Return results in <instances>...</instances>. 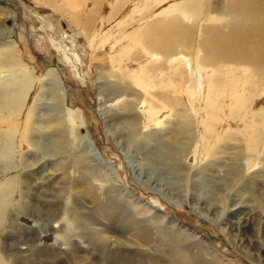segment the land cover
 Listing matches in <instances>:
<instances>
[{
    "label": "rangeland",
    "instance_id": "obj_1",
    "mask_svg": "<svg viewBox=\"0 0 264 264\" xmlns=\"http://www.w3.org/2000/svg\"><path fill=\"white\" fill-rule=\"evenodd\" d=\"M178 2H181L179 9L186 15L180 23L190 40L193 38L190 57L187 46L179 47L166 55L157 53L162 62L156 64V69H149L151 63L143 68L152 78L161 75L156 77L159 81L167 76L164 59L177 54L190 58L188 75L184 74L183 67H179L172 82L178 87L186 84L195 89V45L200 59L204 55L200 50L204 29L213 26L227 32L225 23L232 20L226 15L230 1ZM262 2L264 9V0ZM0 6L14 15L11 18L0 14V84L7 82L10 78L8 69L16 63V71L22 69L33 80L36 78L32 86L33 80L21 88L12 117L7 111L0 113V132L5 128H17L12 132L15 133L12 147L6 148L7 144L4 145L0 139V190L7 186L6 182H11L10 205L5 211H0L2 264H83L84 259L87 264H101L100 257L90 254L86 242L77 236L80 233L78 225L72 226L71 219L64 216V207L76 205L74 209L77 212H97L102 208L99 203L108 200V205L112 206L116 191L121 189L130 192L149 208V211L142 207L133 209V203L128 202L127 206L134 214L131 221L125 225L116 216L111 220V230L107 234L113 242L119 240L123 243V239L137 242L112 248L115 254L127 257V261L142 260L143 264H264V135H255L258 145L255 151L249 152L242 138L243 124L239 119L230 118L234 110L227 107L230 101L228 92L216 100L221 107V111L216 113L220 117L212 121L214 126L211 124L219 142L214 141L215 144L210 145L212 148L205 142V148L201 144L195 147L202 135L200 118L204 113L196 106L194 110L189 99L178 96L181 102L178 100L177 104L160 112L158 124H146L140 106L143 98L148 102L147 97H143L129 79L120 77V73L108 64L110 54L116 48L112 52L106 48H99V52L95 48L89 49L66 18L41 0H0ZM154 7L142 9L134 25L131 24L138 34L143 33L148 25L147 17ZM142 19L148 20L144 26H140ZM131 26L125 23L119 32L125 33L126 28L131 30ZM11 37L12 51L5 49ZM140 56V61L145 59L142 54ZM136 57L132 55L125 62L127 65L137 63L139 60L136 61ZM228 66L221 68L222 71L229 69ZM51 68L60 82H55L52 87L43 86L40 81ZM206 69L210 71L212 67L207 64ZM253 81L255 85L248 84L244 88L248 108L250 111L253 109L251 112L258 107L260 111L264 108V80L253 78ZM201 83L206 85L205 74ZM57 84L63 89L65 106L81 112V122L71 125L64 114L63 103L57 101L55 105ZM99 91L101 97H98ZM157 93L153 91L152 95H163V91ZM170 94L175 97V93ZM162 102L160 98L157 105L161 106ZM4 104L5 101L0 98L2 109ZM99 105L110 112L104 124L98 114ZM259 121L260 118L250 117L252 123L258 124ZM104 126L110 132L114 129L122 131L115 133L117 136L114 139L120 140L124 151L146 171H150V165H156L154 159L160 151L166 153L167 177L170 185L178 187L181 192L177 200L181 207L146 191L131 179L124 155L114 146L112 137L106 135ZM21 131L24 132L26 146L16 144ZM88 141L109 163L104 162L102 166L114 168L119 177L116 181L107 176L111 182L104 183L101 191L96 193L99 200H90L91 203L80 199L72 188L73 183L83 175L79 166L82 159L86 160L82 152L84 143ZM33 142L40 144L39 147L45 144L46 152L41 147L35 149L31 144ZM49 158L51 161L47 160ZM86 161L95 172L105 175L100 165L93 166L88 159ZM27 165H30L29 168ZM30 168L35 172L30 174ZM56 181L55 188H52ZM188 196L190 201L186 200ZM154 210H159L175 226H183L198 235L199 238H194L196 246L186 238V244L169 247L163 253L153 251V244L164 226L153 223ZM135 224L137 227L133 228ZM72 229L73 232H69ZM94 229L105 231L101 224ZM113 264L124 263L114 261Z\"/></svg>",
    "mask_w": 264,
    "mask_h": 264
},
{
    "label": "bare ground",
    "instance_id": "obj_2",
    "mask_svg": "<svg viewBox=\"0 0 264 264\" xmlns=\"http://www.w3.org/2000/svg\"><path fill=\"white\" fill-rule=\"evenodd\" d=\"M229 1L226 15L231 16L232 20L229 23H225L227 32L224 33L220 28L213 26H208L204 29L202 36L204 38L201 39V36L199 38L202 40L200 50L204 53L200 59H198L200 53H197V45H195L193 59L195 74L193 76L196 79V87L195 89H191L186 86V84L184 87L182 85L181 87H178L179 85L172 82L179 67H183L184 74L188 75L191 65L190 58H185L184 56L177 54L164 59L163 64L167 67V76L163 79L161 78L159 81H157L156 77H160L161 75L152 78V76L148 75L147 71L143 68L151 63V68L149 67V69H156V64H160L162 62L161 57L157 53L166 55L179 47L183 48L187 46L190 57L194 46L193 38L190 40L186 30L180 23L181 19L186 18V15L182 9H179L181 7V2H178V0H41L44 5H48L51 9L55 10V12H58L66 18L68 24L86 42L89 49L95 48V51L99 52V48H106L108 52H112V49L116 48V51L110 54L111 56L109 57L108 64L111 68L116 69L120 73V77L129 79L131 84L140 90L143 97H147L148 102H146V99L143 98L140 106L144 123L147 124L150 122L158 124L160 118L158 116L160 112L167 110L168 106L171 107L172 105L177 104L178 100V102H181L180 98H177L178 96L185 100L189 99L194 110L198 109L204 113L200 118V129L202 131V135L199 136V141L195 147H198L199 144H201L205 148L206 146L203 144L205 142L210 148H212L213 144H215L214 141L216 143L219 142V139L216 137L213 130L214 125L212 124V121H215L216 118L220 117V115L218 116L216 113L221 111V107L218 106L216 100L219 96L228 92L227 94L230 97V101L229 106L227 107L234 110V112L230 115V118H236L241 121L243 124L242 138L247 145V150L249 152H253L258 145V142L256 143L257 135H264V125L262 123L264 122L262 120L264 117V108L262 109L260 107V111L258 107V110L251 112L253 109L250 111L248 108L249 106L247 105V97L244 88L248 84L255 85L253 78H258L259 81L264 80L263 0ZM153 6H155L154 9H152V12H149L150 16L147 17L149 22H152H148V25L145 26L143 33L138 34L137 30L133 28L138 13H141L142 9ZM176 12L178 15H175ZM0 14L14 18V15L11 14L10 10L6 7L0 6ZM147 19H142L140 21V26H144L145 22L148 21ZM125 23L130 26L133 23L131 30L127 31L128 29L126 28L125 33L119 32V29L122 30V25ZM192 35L193 34L190 36ZM10 39V42L8 41L6 45L7 48L5 49L12 51L14 50L12 37ZM200 50L198 49V52ZM140 54L145 56V59L140 61ZM132 55L135 57L137 56L136 58L138 59L136 61H139L137 63L127 65L125 61ZM207 64L212 67L210 71H208L209 69H206ZM227 64H237L241 67L236 68V66H228ZM15 65L12 66L15 67ZM225 65L228 66V71H222L221 68L227 67ZM14 67H9L8 69L10 78L7 82L3 85L0 84V98L5 101L4 109L0 107V113L7 111L11 117L14 115L13 113H15H12L13 106H15L17 99L21 96V88L24 87V85L26 86L27 82L29 83V81L32 82L33 80V77L27 75V72L21 71L22 69L18 72ZM246 73H248V75H246ZM203 74H205L206 77L205 86L201 83ZM122 80L124 81V79ZM57 81L60 82L58 78H56L55 71L51 68L45 73L44 79L40 82L43 86L52 87ZM34 82H36V78L33 80L31 86ZM57 85L58 86L55 87L56 90H58L56 95L57 100L54 102L55 105L57 101L63 103L62 106L64 114H66L67 121L71 125H74L79 121L81 122V112L79 110H72L71 108L65 106L63 89L60 84ZM46 90H48V88ZM153 91H156V93L157 91H163V95L154 96L152 95ZM170 93H175V97H173ZM101 96L102 95L99 91L98 97ZM160 98L165 103L164 104L162 102L161 106L157 105L159 104L157 101H159ZM20 104H22V102H20ZM98 108V114L104 124L109 116L107 113L110 112L108 109L106 110V107H102V105H99ZM250 117L260 118V121L258 124L252 123L250 122ZM16 129L17 128H13L10 130L5 128L0 132V139L1 141H4V145L7 144L6 148L11 146L13 141L12 139L15 134L12 132L16 131ZM114 130H111L110 132V130L104 126L106 135L108 134L112 137L114 146H116L119 152L124 155L130 170L131 179L146 191L156 193L172 205L181 207V204L177 201L180 198L181 192L178 187H172L170 185V181L167 177L169 171L165 169L168 162V157L165 155L166 153L160 151L154 159L156 165H150V171H146L133 156L124 151L122 148V142L120 143V140L116 141L114 139V137L117 136L115 133L119 134L122 131L116 129ZM20 133H22V131ZM23 133L21 135L18 133V143L16 142V144L26 146L27 143ZM226 138H228V136ZM232 138L233 136L231 139ZM216 140H218V142ZM31 144L35 149L36 147L37 149L41 147L42 151L46 152L45 144H41L40 147L38 146L40 144L37 145L34 142ZM94 147V144H91L89 141L85 142L83 145L82 155H84L86 160L88 159L93 166L94 164L100 165L104 169L105 175H100L95 172L92 168H90L87 161L82 159V163L79 167L81 168L80 170L83 175L78 178V182L73 183L72 187L74 193H77L80 199L89 201V203H91L90 200L98 199L96 197V193L98 190L101 191L104 183L111 182L110 179L108 181L106 178L107 176L108 178L111 176V178L116 179V181H118L119 178L114 168L102 166L104 162L106 164L109 163L103 159L102 154L98 151L99 149L97 150ZM57 152L59 151L57 150ZM47 160L51 161V158ZM29 166L30 165H27V168H29ZM31 171L35 172V170L33 171L32 168H30V174ZM48 175L52 174L49 173ZM57 181L54 182L52 188H55ZM58 182H60V180ZM10 183L6 182L7 186L0 190L1 212L5 211V209L10 205ZM112 185H115V182L112 181ZM190 199L191 197L188 196L186 200L190 201ZM108 202L109 201L107 200V202L99 203L102 205L99 207L102 208L98 209L97 212L88 211L86 213H82L83 210L81 212H77L78 210L74 209L76 208V205H74V207L68 205L67 207H64L63 214L66 216V219H71L70 222L72 226L78 225L80 233L77 236H79L80 240L86 242L87 249L90 251V254H97L98 257H100L101 264H113L114 261H121L124 264H143L142 260H135L136 262L133 260L127 261V257L124 255H117L115 254L116 252L112 250V248H115L119 244H121L122 247H126V243L131 244L133 242V244H136L137 242L134 240L129 241V239H123V243L119 240L113 242L112 237H110L107 233L111 230L110 223L113 217L116 216L120 218L122 223L125 225H127L134 217L132 210H130L127 206L128 202L133 203V206L135 207L133 209L142 207L149 211V208L125 189L116 191L112 206L108 205ZM152 212L154 213L151 218L153 219V223L155 222L154 224L164 225L158 233L157 241L153 244V251L163 253L164 250L169 247L186 244L187 241L184 240L186 238L190 242H193L192 245L196 246L197 243L194 242V238H199L198 235L194 232L186 230L183 226H175V223L169 218L162 216L163 214L159 210H154ZM100 224L104 227V232L94 229ZM132 227L135 228L137 226L135 224L132 225ZM69 232H73V229ZM139 232L142 231L139 230ZM139 232L136 233L139 235ZM0 264H2L1 260ZM83 264H87L85 259Z\"/></svg>",
    "mask_w": 264,
    "mask_h": 264
},
{
    "label": "water",
    "instance_id": "obj_3",
    "mask_svg": "<svg viewBox=\"0 0 264 264\" xmlns=\"http://www.w3.org/2000/svg\"><path fill=\"white\" fill-rule=\"evenodd\" d=\"M67 86H70V85H67Z\"/></svg>",
    "mask_w": 264,
    "mask_h": 264
}]
</instances>
